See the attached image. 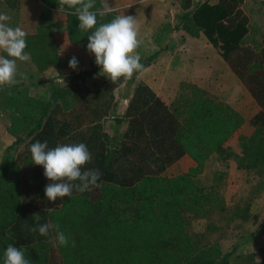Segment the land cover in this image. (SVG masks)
Returning <instances> with one entry per match:
<instances>
[{
  "label": "trees",
  "instance_id": "16d2710c",
  "mask_svg": "<svg viewBox=\"0 0 264 264\" xmlns=\"http://www.w3.org/2000/svg\"><path fill=\"white\" fill-rule=\"evenodd\" d=\"M44 1L53 5L59 0ZM177 1L184 9L182 26L192 32L196 27L221 49L260 106L250 119L252 133L241 136L240 153L226 143L245 117L225 98L195 83H183L167 103L148 83L138 82L126 112L115 117L117 126L127 122L117 136L98 125L73 129L69 118L77 101L71 86L70 98L59 95L53 81L48 100L18 91L0 102L3 109V104L13 107L15 135L0 163V264L9 244L21 248L31 264H264V246L260 257L248 250L264 235V221L258 224L252 211L264 191V35L260 42L244 44L251 24L240 5L244 0ZM4 2L19 6V0H0ZM69 26L76 36L74 13ZM55 53L36 51V56L40 62H55ZM89 54L91 69L72 73L71 84L96 75L95 85H104L95 91L104 108L100 118L111 116L113 91L126 79L111 82ZM37 141H47L49 148L85 143L93 157L86 169L100 170V186L49 201L45 187L52 181L31 158L30 147ZM186 154L195 166L167 176L166 170ZM233 159L244 171L247 187L229 202ZM201 219L204 228L198 231L195 221ZM44 223L59 225L69 237L68 246L49 242L54 231L45 237L28 230Z\"/></svg>",
  "mask_w": 264,
  "mask_h": 264
},
{
  "label": "crops",
  "instance_id": "0c3cea01",
  "mask_svg": "<svg viewBox=\"0 0 264 264\" xmlns=\"http://www.w3.org/2000/svg\"><path fill=\"white\" fill-rule=\"evenodd\" d=\"M109 4L111 11L103 18L98 16V22H109L117 15L133 16L139 24L138 38L141 42L137 54L140 58H144L143 55L147 56L146 61L150 56H154L149 65L143 67L137 74L134 73L132 78L126 79L121 85L125 87L124 97L121 99L124 98L127 102L123 107L121 117L126 112L128 100L136 84L140 81L148 83L163 100L171 103L179 94L183 83H201L209 88L208 84L213 82L215 75H223V72L227 75L232 70L220 53H214L219 50L205 33L194 29L193 32L188 31L184 28L185 26H182L184 9L177 0H109ZM96 7H100V0H96ZM0 13L10 15L12 17L10 25L19 26L27 33L28 46L25 51L31 56L29 62L17 61L19 71L25 73L27 78L18 76L15 84L17 87L15 85L0 87V102L21 90L29 97L47 100L51 95L52 81L57 82V80H63L64 75L68 77L72 73L91 68V57L87 50L90 33L78 29L79 34L73 36L71 26H69L70 14L74 13V10H68L64 6V10L60 12L59 1L48 5L44 0H19L17 7H10L5 2L0 4ZM36 51H58L59 55L55 62H40ZM0 55L7 56L3 51H0ZM73 56L79 62L76 70L69 67V60ZM218 63H221L220 69L215 70V64ZM200 67H203L205 71L201 72ZM96 77V75L87 76L86 79L81 80L82 84L78 82L70 84L77 101L72 112L77 109V104L79 105L82 100L96 99L91 90L93 84L90 85L88 82L90 78L95 79ZM234 78H236L235 83L237 80L242 83L235 73ZM43 80L47 82L43 83ZM242 86L246 89L243 83ZM251 97V102L256 107L258 103L252 95ZM116 102L114 110L117 107ZM229 102L245 117V125H243L245 129L246 122L249 120L248 111L238 101L230 100ZM3 105L4 109L0 103V132L3 133L0 138V163L6 148L15 140V135L11 132L13 120L8 121L6 117H3L12 116L13 107ZM99 105L103 107L102 103ZM78 110L81 111L82 107ZM259 110L260 106L255 113H252V116ZM69 120L71 121V116ZM111 121L114 122V126H117L115 119ZM94 122L100 124V120ZM105 130L110 133L109 130ZM193 164L195 160L186 154L171 165L167 173L172 171L174 175H177V173L186 172Z\"/></svg>",
  "mask_w": 264,
  "mask_h": 264
},
{
  "label": "clouds",
  "instance_id": "9594fccd",
  "mask_svg": "<svg viewBox=\"0 0 264 264\" xmlns=\"http://www.w3.org/2000/svg\"><path fill=\"white\" fill-rule=\"evenodd\" d=\"M64 6L74 9L79 29L90 33L87 50L95 55L101 75L116 84L121 78L130 79L143 69L137 54L141 42L136 18L117 15L109 22L99 23L97 17L103 18L111 11L109 0H100V7H96V0H59L60 12ZM11 19L7 13H0V51L7 54L0 55V87L15 85L18 76L26 79V74L19 71L17 61L29 62L31 59L30 53L25 51L28 46L27 33L19 26H11ZM78 63L73 56L69 60V67L76 70ZM30 153L33 163L42 166L45 177L52 181L45 187V195L53 203L57 198L71 197L74 191L83 193L100 186V170L86 169L93 157L83 142L58 144L49 148L47 141H37L31 145ZM28 230L45 237L54 231L55 237L49 239L53 246L57 242L64 247L69 244V237L60 231L57 224H39ZM72 246L75 247L74 240ZM4 264H31V261L21 248L9 244L4 252Z\"/></svg>",
  "mask_w": 264,
  "mask_h": 264
},
{
  "label": "rangeland",
  "instance_id": "374dc122",
  "mask_svg": "<svg viewBox=\"0 0 264 264\" xmlns=\"http://www.w3.org/2000/svg\"><path fill=\"white\" fill-rule=\"evenodd\" d=\"M203 1V0H202ZM214 1V0H213ZM241 7L243 8V10L248 14V16L250 17V32L248 33V35L245 38V42L244 44H250L253 45L255 44V42H260L262 40V37L264 35V0H244L241 4ZM194 28V30H197L196 27H192ZM219 51H214V53L217 54L220 53L222 55V51L219 47L215 46ZM58 51H56L55 56L58 58ZM144 58H140V63L142 64L144 61H146L147 56L145 57V55H143ZM151 57V56H150ZM149 57V58H150ZM223 57V56H222ZM227 64V62H226ZM225 65V64H224ZM221 63L215 64V70L216 69H220ZM92 67V66H91ZM91 69V68H90ZM200 71H205V69L203 67L199 68ZM230 70V68H229ZM223 75H215L213 82H211L210 84H208L209 88L206 86H203V84L201 83H197L196 85L205 88L216 94L219 95L223 98H225L226 100L228 99L229 101H238V103L243 106L245 108L247 112V115H249V120L248 122H246V127L245 129H243V125H245V122L243 123V125L239 128V130L231 137L229 138V140L227 141L226 145H228L229 147H231L232 151L236 152V153H240L241 149V136L243 134L248 135L250 133H252L253 128L251 126L250 123V119L252 117V113H255V110H258V105H256V107L253 105V102H251V95L249 94V92L242 86V83L239 82V80H237V83H235V79L234 78V73L232 72V70H230V72H228V74L226 75L225 72L222 73ZM63 80H57V82H55L58 91H59V95H63L67 98H70L69 95V88H70V84L71 79L69 78V76L67 77L66 75H64ZM82 79L84 78V76L81 77ZM86 79V77L84 78ZM97 77L95 79H89L88 82L90 85L93 84V92H99L103 87H98L96 84L97 81ZM133 82V81H132ZM124 90L125 87L124 86H118L114 89V98L116 97V100H114V105L115 102L117 104L116 110H111L112 115L111 116H104L103 118H100V114L102 115L101 109L103 108L102 106H100L99 104L102 103L101 99H99L97 93L95 92V97L96 99H92L89 100L88 98H86V100H82L81 103L78 105L77 104V109L71 113V123H73V129L74 130H78L81 128L87 129V128H91L92 125H98L99 130L101 129H107L110 131V134H115L117 136V134H120L122 131L125 130V128L127 127V122L126 123H121L118 126H114V122L111 120H114L116 116H121L122 115V110L124 105H126V101L123 99H121L122 97H124ZM74 91V89H73ZM13 95V94H11ZM109 93H107L105 95L108 96ZM6 99H3L2 101L5 102ZM48 100V99H47ZM228 101V102H229ZM230 103V102H229ZM82 107V110H78ZM234 107V106H233ZM235 108V107H234ZM73 110V109H72ZM104 110V109H102ZM5 115V114H4ZM3 116V114H2ZM3 117H6L8 119V121H10L11 119H14V116H9V115H5ZM96 120H100V124L95 123L94 121ZM94 123V124H93ZM3 136V133L0 132V138ZM15 153L14 149L9 153V156L13 155ZM196 164V163H195ZM195 164H193L191 167H189L187 169V171H189L193 166H195ZM185 167L189 166V165H184ZM186 171V172H187ZM184 173V172H182ZM180 173V174H182ZM165 174L169 177L174 176V172L170 171L167 173V170L165 172ZM177 173V175H180ZM245 174L244 171L242 169H240L238 167V164L236 162V160H231V167L229 169V180L227 183V199L229 202H232L233 197L237 194H241L244 193L245 190ZM252 211L257 215L258 219H257V223H261L262 221H264V191L261 194V196L255 200V202L253 203V207H252ZM204 219L201 220H197L195 221V228L200 231L204 228ZM229 243H227L228 245ZM264 246V235L255 240L254 242H252L250 244V246L248 247V250L254 252L258 257H260V248Z\"/></svg>",
  "mask_w": 264,
  "mask_h": 264
}]
</instances>
